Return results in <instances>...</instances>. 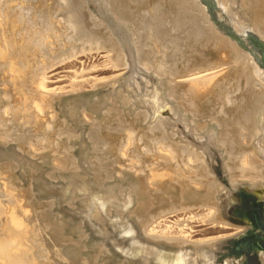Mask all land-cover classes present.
Here are the masks:
<instances>
[{"label": "rangeland", "instance_id": "1", "mask_svg": "<svg viewBox=\"0 0 264 264\" xmlns=\"http://www.w3.org/2000/svg\"><path fill=\"white\" fill-rule=\"evenodd\" d=\"M186 1L0 0V264H162L170 254L188 264H264V200L256 205L242 183L231 191L242 179L229 170L250 145L264 163V123L255 137L251 127L232 134L239 115L227 96L246 92V78L225 44L250 54L262 81L264 0ZM199 31L206 40L195 42ZM89 36L112 50L92 49ZM205 50L213 67L179 78ZM193 78L217 83L196 105L186 96ZM161 137L192 148L217 188H229L222 201L220 191L211 197L221 224L189 196L204 188L182 162L187 178L175 162L174 177L153 178L150 169L167 168ZM238 209L263 216L261 255L250 245L237 252ZM213 240L196 252L193 243ZM149 251L156 256L145 260Z\"/></svg>", "mask_w": 264, "mask_h": 264}, {"label": "bare ground", "instance_id": "2", "mask_svg": "<svg viewBox=\"0 0 264 264\" xmlns=\"http://www.w3.org/2000/svg\"><path fill=\"white\" fill-rule=\"evenodd\" d=\"M186 0H184L185 2ZM195 1V0H194ZM81 3V2H80ZM187 3V1H186ZM198 3V2H197ZM72 5V3H71ZM81 5V4H80ZM67 6V5H66ZM74 6V5H73ZM71 6V7H73ZM32 7V6H31ZM69 7V6H68ZM202 7V6H201ZM200 6L198 8H201ZM23 9L25 7H22ZM28 8V7H27ZM70 8V7H69ZM22 9V10H23ZM29 9H30V5H29ZM28 9V10H29ZM32 9V8H31ZM77 9V8H76ZM75 9V10H76ZM70 10V9H69ZM74 10V9H73ZM203 10V7L202 9ZM204 11V10H203ZM24 12V10H23ZM30 12V10H29ZM73 12L75 11H72V14ZM202 12V11H201ZM24 14V13H22ZM70 15V13H69ZM74 15V14H73ZM83 16V15H82ZM79 17V16H78ZM82 18V17H81ZM31 19V18H30ZM80 19V18H79ZM204 19V18H203ZM205 20V19H204ZM22 22V21H21ZM30 24V23H29ZM210 24L212 25V27L214 28L213 26V23L210 22ZM78 26V24H76ZM24 27V26H23ZM28 27V26H27ZM74 27V26H73ZM85 27V25H84ZM17 28H18V25H17ZM75 28V27H74ZM82 25H81V28L79 30H77L79 33L80 30L82 29ZM197 28V26H196ZM17 30V29H16ZM89 30V29H88ZM197 30V29H195ZM194 30V31H195ZM202 30V29H201ZM200 30V31H201ZM211 30V29H209ZM213 30V29H212ZM215 30V28H214ZM200 31L199 33H195V40H196V36H197V40L195 42H198L200 41L201 39H204V37H206V35H201V37L199 36L200 35ZM20 32V31H19ZM90 32V31H89ZM88 32V33H89ZM213 32V31H212ZM93 33V32H92ZM202 34L204 33L201 32ZM261 35L262 33L259 32ZM82 34V33H81ZM205 34V33H204ZM86 34L84 33V36ZM92 34H90L91 36ZM96 35V33H95ZM210 35V33H209ZM212 35L214 36V33H212ZM216 35V34H215ZM28 36V35H27ZM81 36V35H80ZM89 36V38H90ZM211 36V35H210ZM88 37V36H87ZM86 39V38H85ZM101 39V38H100ZM100 39L97 40L100 41ZM84 40V39H83ZM96 40V39H95ZM93 37L90 38V40H86L88 45L90 44L91 48L92 49H100V48H106L108 50L111 49L110 45H106L101 47L103 44L102 41H100V44H98V41L96 42ZM105 39H103L104 41ZM206 40V39H204ZM106 41V40H105ZM2 42V41H1ZM202 42V41H201ZM232 42V41H230ZM102 44V45H101ZM113 44H116V43H113ZM226 48L227 47H230V49L234 52V55H235V61L237 64L241 65V68H242V73L245 74V78H246V85H245V88L244 90L246 89V92H242L243 89L240 90V88H238V91H241L242 94L238 95V96H234L232 94V92H229L231 93L230 95L227 96V99L229 100V103L228 105H234L235 106L231 109V111L233 112V114H236V115H239V117L237 119H235L232 115V122H233V127H234V130H233V133L232 134H236L237 132V135L238 133L241 131L243 132L244 131H249V127H251V129L253 130V133H251L250 135L252 137H255L257 134L260 133V130L258 129V124L261 122L264 123V103H262L264 100V83L262 82L264 80V76H260L262 78V81H260L258 78L254 79V74H256L257 72L261 71V67L254 63L252 64L251 62H253V58L251 57L250 54L248 53H245L246 55H243L242 53H240L238 51V49L243 52L242 49H240L238 47V45L235 43L233 46H231V44L229 42H226ZM100 46L98 48V46ZM20 46V45H19ZM112 46V45H111ZM116 46V45H115ZM238 49H236V47ZM15 47V46H14ZM49 47V46H48ZM89 47V46H88ZM204 47V46H203ZM24 49V47H22ZM31 48V47H30ZM90 48V49H91ZM20 49V48H19ZM29 49V48H28ZM18 50V49H17ZM16 50V51H17ZM43 50V48H42ZM112 50V49H111ZM110 50V51H111ZM114 50V49H113ZM20 51V50H19ZM31 51V50H30ZM204 51V50H202ZM202 51H198V56H196L195 60L194 59H191L192 62L189 64V69L186 70L185 74H182L179 76L180 77H184L188 74H194L196 72H199V71H202V70H206V69H209L211 67H213V65L215 64V61H213V59L211 58V55H213V51L209 50H205L204 53H202ZM12 52V51H11ZM115 52V50H114ZM32 53V52H31ZM43 53V52H42ZM116 53V52H115ZM114 53V54H115ZM200 54V55H199ZM30 56V55H29ZM116 56H120V54L116 55ZM123 56V55H122ZM248 56V57H247ZM28 57V56H27ZM14 58V57H13ZM117 58V57H115ZM120 59L122 58L121 56L119 57ZM194 58V57H193ZM30 59V57L28 58ZM32 59V58H31ZM122 61L124 59H121ZM253 60V61H252ZM121 61V62H122ZM234 61V62H235ZM261 61V65H264V57H262L260 59ZM118 63V62H117ZM234 63V64H236ZM1 64V63H0ZM32 64V63H31ZM10 65V64H9ZM118 66V64H117ZM248 73V74H247ZM205 74V73H204ZM174 75V74H173ZM196 75V74H195ZM206 76V75H205ZM174 79H175V75H174ZM172 79V80H174ZM221 79V78H220ZM218 81V80H217ZM216 81V82H217ZM173 82V81H172ZM187 88H186V96H191L192 97V101L194 100V105H196V102L203 99L207 94L206 93H209V91H213V88L214 86L217 84L213 83V80H209V81H206L204 83H201L199 82L198 80L196 79H189V81L187 82ZM221 83V82H220ZM177 84V83H176ZM222 84V83H221ZM227 85V84H226ZM223 86V85H222ZM180 88V87H179ZM250 88L251 91H250ZM175 89V88H174ZM212 89V90H211ZM257 89V90H255ZM176 90H177V86H176ZM237 91V92H238ZM1 93V92H0ZM213 93V92H212ZM210 94V93H209ZM236 94V92H235ZM233 95V97H231ZM237 95V94H236ZM212 96V95H211ZM209 97V96H208ZM179 98V97H177ZM211 98V97H210ZM52 99V98H51ZM188 99V97H187ZM225 101V100H224ZM227 101V100H226ZM263 105H262V104ZM193 104V103H192ZM208 104V103H207ZM165 105V104H164ZM199 105V104H198ZM225 105V104H223ZM18 106V105H17ZM227 106V105H226ZM229 107V106H228ZM225 108V106H224ZM262 108V109H261ZM20 109V108H19ZM156 109V108H155ZM222 109V108H221ZM226 112L228 111V109H225ZM230 110V109H229ZM260 110H262V112H260ZM2 111V110H1ZM4 111V110H3ZM10 112V111H9ZM17 112V111H16ZM203 112V111H202ZM222 112V111H221ZM223 112H225L223 110ZM13 113V112H12ZM228 113V112H227ZM262 115V117H259V115ZM15 114V113H14ZM218 114V113H217ZM220 114V113H219ZM230 114V113H229ZM22 115V114H21ZM228 116V114L226 115ZM230 116V115H229ZM235 116V115H234ZM20 117V116H19ZM241 118V119H240ZM258 118H261L260 121H258L259 119ZM217 119V118H216ZM219 120V119H218ZM231 120V119H230ZM159 121V120H158ZM220 121V120H219ZM218 121V122H219ZM227 121V120H226ZM28 122V121H27ZM221 122V121H220ZM219 122V124H221ZM231 122V123H232ZM228 123V122H227ZM29 125V124H28ZM222 125V124H221ZM225 125V124H224ZM229 126V123L228 125ZM231 126V125H230ZM229 127H227L228 129ZM264 129V128H263ZM247 131V132H248ZM158 133V132H157ZM221 133V132H220ZM227 133V131H226ZM222 135V134H220ZM242 135V134H241ZM249 135V134H248ZM244 136V135H243ZM242 136V137H243ZM247 136V135H245ZM159 138V137H158ZM163 138V137H161ZM226 138V137H225ZM227 139V138H226ZM248 139V138H247ZM225 140V139H224ZM224 140H223V143H224ZM231 140V139H230ZM242 140V139H241ZM155 142H162V145L159 147L158 151L160 152V158L159 160H163V163L166 165L167 168H160L159 165L157 166L158 169L156 171L154 170H151L150 169V173L153 174V178L154 179H158L161 180V179H169V178H172L174 177L173 176V173H170L171 171V168L172 166H170L171 162H175V168L177 170V173L178 172H181V173H184V176L187 178L188 176V172L190 171H194L193 172V177H192V182L194 183V185H203V193L201 195V193H199L197 190H193L190 195L194 194L193 197L194 198V201L195 199L196 200H201L202 203H204L207 206H209L212 210V213H213V219H212V222L214 223H218V224H221L222 221H220V219H218V216H219V208L217 205L213 204V203H217L213 196V193L215 192V190H217V192H219V198H216L217 200L219 201H222L221 199L223 198L222 197V194L223 193H226L228 191L229 188H227L226 186L223 185V187H220L221 189H218L217 188V183H214V180H212V178L210 177V175L207 173L206 171V165L203 164V161H201L202 159H200V156L198 155V153L196 151H194L192 148L188 147V146H181L179 144H175L173 143L171 140H167V138H163L162 140H154ZM220 141V140H219ZM226 141V140H225ZM234 141V139H233ZM228 143V141H226ZM220 143V142H219ZM234 143H236L234 141ZM250 143V142H249ZM248 143V145H250ZM217 144V143H216ZM226 144V143H225ZM233 144V143H232ZM244 144V143H243ZM247 145V144H245ZM251 146V145H250ZM248 146L247 148L243 149V150H240V152L236 153L235 157L236 159H238L239 163H240V167L239 168H231L229 166V170L231 171V173L234 175L237 174L238 171V175L236 177H240L242 180H231V186L232 188L230 189L231 191H234V189L236 190L237 186L242 183L244 186H247L249 187L250 189H253L254 193L257 195L256 198H258L259 200L263 201L264 200V175L262 173V170H264V163L260 161V156L258 154V151L254 148H252V146L250 147ZM227 147V145H226ZM234 149H237V148H234ZM227 150V149H226ZM237 151V150H236ZM234 155V154H233ZM231 156V154H230ZM192 157V158H191ZM187 160V161H186ZM233 161V160H231ZM183 163L182 166H185L187 168H189L190 171L187 172V175L186 173L184 172V168L181 169L180 167V163ZM234 163V162H233ZM238 163V162H237ZM236 164V163H235ZM72 165V164H71ZM173 165V164H172ZM202 165H204V168L202 170ZM230 165V164H229ZM174 166V165H173ZM233 166V165H232ZM236 166V165H235ZM239 166V165H238ZM171 167V168H170ZM208 169V168H207ZM168 170V171H166ZM163 171H166V172H163ZM198 171H201V174L198 173ZM161 172V173H160ZM169 172V173H168ZM176 172H174L175 174ZM251 173H255L254 175L251 174ZM151 174V175H152ZM192 174V173H191ZM240 174V175H239ZM144 177V175H143ZM233 177V176H232ZM152 178V179H153ZM206 179H209V180H206ZM202 180H206L207 181V184H205ZM144 182V181H143ZM146 182V181H145ZM174 182V181H173ZM177 182V181H176ZM170 183V182H169ZM168 183V184H169ZM239 183V184H238ZM171 184V183H170ZM178 184V183H177ZM188 184V183H187ZM238 184V185H237ZM182 187L184 186L182 183H181ZM168 186V185H167ZM171 186V185H170ZM222 186V185H221ZM163 187V186H162ZM229 187V186H228ZM164 188V187H163ZM197 188V187H196ZM183 189V188H182ZM181 189V190H182ZM186 190H187V187H186ZM166 191V190H164ZM183 193V192H182ZM184 193H186V191H184ZM188 193V192H187ZM215 194V193H214ZM3 195V194H2ZM2 197V196H1ZM184 197V195H183ZM213 197V198H211ZM105 199V198H104ZM213 199V201L211 200ZM141 200V199H140ZM151 200V199H150ZM193 200V199H192ZM237 198L234 199V203H237ZM3 201V200H2ZM184 201V200H183ZM215 201V202H214ZM3 203V202H2ZM149 204V203H148ZM6 205V204H5ZM144 211V210H143ZM121 212V211H120ZM99 213V212H98ZM152 217V216H151ZM154 217V216H153ZM156 218V217H155ZM212 218V217H211ZM154 219V218H153ZM237 220V219H236ZM144 221V220H143ZM142 221V222H143ZM239 221V220H238ZM244 221V220H243ZM247 222V221H246ZM249 222V221H248ZM240 223V222H239ZM144 224V223H143ZM225 226H230L231 224L230 223H224ZM223 225V224H222ZM242 226V225H241ZM239 227V226H238ZM249 227V226H248ZM241 231L242 230H245V227H240ZM144 230V229H143ZM146 230V228H145ZM247 230V229H246ZM240 231V232H241ZM147 234V233H145ZM238 234H236L235 236H238ZM139 237V236H138ZM153 237V236H152ZM70 239V238H69ZM150 239V238H149ZM157 240H165L167 243H170V244H173L174 245H177V246H184L186 243H188L186 240H181V239H163V238H159L157 237L156 238ZM220 240V239H219ZM64 242V241H63ZM69 242V241H68ZM210 242V243H208ZM208 242H203V243H199V244H194V247L196 249V252L200 251L199 249H203V247H210V248H215L216 247V242L217 240H213L212 242L211 241H208ZM131 246V245H130ZM154 247V246H153ZM134 248V247H133ZM162 248V247H161ZM138 249V248H137ZM166 249V248H165ZM53 250V249H52ZM135 250V249H134ZM157 250V248H155V251ZM155 251H149L147 253L148 256H143V258L145 260L149 259L150 256L152 257H155L156 256V253ZM137 254V253H136ZM140 255V254H139ZM53 256V255H52ZM59 256V255H58ZM68 256V255H67ZM142 256V255H141ZM158 256V255H157ZM158 258V257H157ZM139 259V258H138ZM142 259V257H141ZM159 261L162 263V264H188V262H186L185 259L181 258V262L179 261L180 259H178V257L176 258L175 257V254L173 255H169V256H166V257H159L158 258ZM55 260V259H54ZM151 260V258H150ZM155 261V260H154ZM157 261V259H156ZM197 261V260H196ZM199 262V261H198ZM190 263V262H189ZM208 263L207 261H204V260H200L199 263L197 264H206Z\"/></svg>", "mask_w": 264, "mask_h": 264}, {"label": "flooded vegetation", "instance_id": "3", "mask_svg": "<svg viewBox=\"0 0 264 264\" xmlns=\"http://www.w3.org/2000/svg\"><path fill=\"white\" fill-rule=\"evenodd\" d=\"M260 72L261 71H259V73ZM243 193L247 194V191L244 190ZM250 195L255 196L256 194L253 193ZM237 199H238L237 203H239L240 199L238 197H237ZM252 199L256 205L263 203V201L259 200L258 198H252ZM261 210L264 211L263 208H261ZM236 214L238 216L237 220H239V221L244 220L243 222H245L244 225H242V227H245V230H243L242 232H239V235H238L239 237H241V240L236 243L237 252H240L246 245H250L251 248L256 249L258 254L261 255L262 246L259 243L261 238L259 239L258 236L260 235L259 233L262 231V228L260 225H258L257 220L262 219L263 216L261 215V213L259 214V212L249 211L247 213V212H242L240 209L237 210ZM261 234H262V232H261Z\"/></svg>", "mask_w": 264, "mask_h": 264}, {"label": "water", "instance_id": "4", "mask_svg": "<svg viewBox=\"0 0 264 264\" xmlns=\"http://www.w3.org/2000/svg\"><path fill=\"white\" fill-rule=\"evenodd\" d=\"M145 255H147V253H146ZM147 256H148V255H147Z\"/></svg>", "mask_w": 264, "mask_h": 264}]
</instances>
